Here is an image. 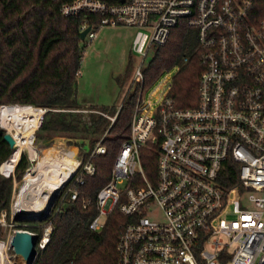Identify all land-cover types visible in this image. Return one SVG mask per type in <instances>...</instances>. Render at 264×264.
I'll list each match as a JSON object with an SVG mask.
<instances>
[{
    "label": "built area",
    "instance_id": "1",
    "mask_svg": "<svg viewBox=\"0 0 264 264\" xmlns=\"http://www.w3.org/2000/svg\"><path fill=\"white\" fill-rule=\"evenodd\" d=\"M61 11L93 15L81 28L90 27V40L103 26L136 28L132 51L142 61L127 94L133 113L109 181L94 197L83 190L97 174L96 158L108 153L105 141L122 104L114 116L104 113L111 124L89 153L78 146L80 162L54 193L49 215L82 191L84 207L96 203L91 231H102L120 211L117 264H264V0H72ZM181 23L197 30L202 68L198 102L186 108L171 94L179 65L151 84L144 73L149 52ZM144 149L157 153L154 169L145 168ZM232 177L238 181L230 185ZM12 221L3 210L0 226L12 228ZM23 229L30 230L0 236L9 244L0 264H12L10 240ZM53 231L52 219L42 235L32 231L38 253Z\"/></svg>",
    "mask_w": 264,
    "mask_h": 264
},
{
    "label": "trees",
    "instance_id": "2",
    "mask_svg": "<svg viewBox=\"0 0 264 264\" xmlns=\"http://www.w3.org/2000/svg\"><path fill=\"white\" fill-rule=\"evenodd\" d=\"M70 1L0 0V107L33 105L47 108L36 130L37 136L42 139L58 135L68 137L69 142L74 141L87 154L111 124V119L104 113L114 116L121 104L87 107L78 100L76 87L84 54L81 28L84 20L93 15L63 14L61 6ZM196 47L197 30L181 23L172 30L166 44L156 46L154 57L144 69L146 82L151 84L164 70L179 65L171 94L178 106L184 108L198 102L202 68L198 64ZM185 55L190 56L188 62L183 61ZM131 74L129 71L124 77L129 78ZM122 105L109 131L113 137L105 141L108 153L96 158L97 174L90 177L83 188L93 197L109 181L122 142L120 135L128 131L133 104L126 97ZM6 132L7 129L0 125V166L15 149L4 138ZM34 140L28 145L32 158L37 156ZM54 144L68 150L58 152L54 147L45 150H52L54 159L74 171L75 165L67 159L75 160L78 147ZM142 154L145 168L154 169L157 153L144 149ZM31 164L27 153L23 152L13 173L7 176L0 171V217L6 210L10 220L15 182L22 181ZM229 173L237 175L232 164ZM232 178L230 185L238 181V177ZM84 195L82 191L78 200L67 201L60 211L54 209L43 220L27 222L28 229L42 235L47 222L53 220L51 241L45 249L39 250L34 264H117L119 225L125 217L115 210L102 231H91L89 223L97 214L96 203L93 201L89 207H84ZM2 234L0 226L1 237Z\"/></svg>",
    "mask_w": 264,
    "mask_h": 264
},
{
    "label": "rangeland",
    "instance_id": "3",
    "mask_svg": "<svg viewBox=\"0 0 264 264\" xmlns=\"http://www.w3.org/2000/svg\"><path fill=\"white\" fill-rule=\"evenodd\" d=\"M136 32V28L125 25L103 26L97 30L95 39L85 38L82 40L81 46L84 48V54L76 87L80 103L90 107L92 105L113 106L124 102L132 83L134 70L142 61L141 55L132 51ZM154 53V50L149 52L145 65L152 60ZM129 71H132L131 76L129 78L124 77ZM5 128L14 134L12 130ZM32 142L33 140L28 145ZM54 142L64 145L72 144L78 147L74 141L69 142L68 137L58 135L53 138L42 139L35 132L33 147L37 152V156L30 157L28 145L23 150L32 162L26 173L35 168L44 155L48 154L51 159H54V156L51 155L52 150H45L46 148L54 147L58 152L68 150L66 147L54 144ZM15 165L7 161L4 165V172L6 174L13 173ZM26 173L21 182H15L10 210V218L14 219V222L12 221L14 226L12 228L11 226L2 227L3 234L1 238L3 239H8V233L11 229L29 228L27 222L34 219L14 207L16 196L25 183ZM48 205L49 202H47L45 212L48 210ZM9 254L14 257L13 261H16L18 256L14 253V249L9 250Z\"/></svg>",
    "mask_w": 264,
    "mask_h": 264
},
{
    "label": "bare ground",
    "instance_id": "4",
    "mask_svg": "<svg viewBox=\"0 0 264 264\" xmlns=\"http://www.w3.org/2000/svg\"><path fill=\"white\" fill-rule=\"evenodd\" d=\"M44 110V108L33 105H10L2 107L1 123L3 127L5 126L14 132L17 140L15 152L8 160L9 163L17 165L24 148L31 140H34L35 132L41 123ZM80 157L81 155L77 152L75 160H68L77 167L80 162ZM6 162L2 165L3 172ZM73 172L71 168L59 160L51 159L48 154L44 155L41 157L37 166L26 173L25 183L16 196L15 209L25 212L24 214H28L31 218L48 213L54 193L63 186ZM47 202H49L50 206L48 205V210L45 212ZM10 242L12 241L10 240ZM6 247H9V244L6 245L5 243L4 245L0 240V252H4V248ZM4 258L5 256H3ZM13 259H11L12 264H28V261L22 256H18L16 261H13Z\"/></svg>",
    "mask_w": 264,
    "mask_h": 264
},
{
    "label": "water",
    "instance_id": "5",
    "mask_svg": "<svg viewBox=\"0 0 264 264\" xmlns=\"http://www.w3.org/2000/svg\"><path fill=\"white\" fill-rule=\"evenodd\" d=\"M89 30H90V27H87L86 29L81 31L82 40L86 38V35L89 32ZM2 106H4V105H2ZM2 106L0 107V125L3 127V124L1 123V108H2ZM47 111L48 110L44 111V114ZM44 114L42 116V119L44 117ZM41 122H42V120H41ZM4 138L9 142L11 147L15 148V146L17 144V140H16V138L12 132L7 130V132L4 134ZM14 152H15V149H14L12 155L14 154ZM12 155H11V157H12ZM9 159H7L6 161H8ZM2 164H1V166H2ZM1 166H0V171L2 173H4L1 169ZM15 169H16V167L14 168V171H15ZM6 175H10V174H6ZM57 192L55 193V195L57 194ZM55 195H54V197H55ZM22 213H25V212H22ZM48 215H49V212L42 215V216H39V217L36 216V217H34V219L43 220V219L47 218ZM37 240H38V235L36 233H34L30 230L23 229V230H18L16 232L15 236L12 239L11 244H12V247H13L15 253L18 256H22L23 258H25L28 261V264H34L35 260L37 258V255H38Z\"/></svg>",
    "mask_w": 264,
    "mask_h": 264
}]
</instances>
